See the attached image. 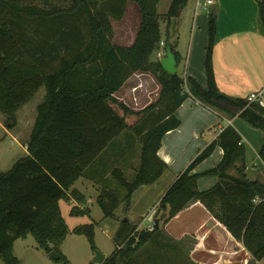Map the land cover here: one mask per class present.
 Returning a JSON list of instances; mask_svg holds the SVG:
<instances>
[{
  "label": "trees",
  "instance_id": "16d2710c",
  "mask_svg": "<svg viewBox=\"0 0 264 264\" xmlns=\"http://www.w3.org/2000/svg\"><path fill=\"white\" fill-rule=\"evenodd\" d=\"M67 1V6L60 8L46 0H0V114L5 123L13 128L18 111L43 90L25 144L26 154L0 173V259L4 264H19L13 245L28 236L45 254H59V261H65L58 248L70 232L84 235L95 249L93 224L68 230L59 202L83 203V196L72 186L128 128L126 116H144L142 125L132 130L138 137L139 166L131 182L118 169L111 171L125 194L122 199L114 192L99 194L97 205L104 219L115 220L120 204L125 211L136 189L152 185L161 176L166 166L156 152L162 137L179 126L174 113L186 99L220 117L238 118L264 136V109L225 96L216 86L212 64L216 10L207 14L203 89L189 77L164 72L157 58L158 52L164 54L169 47L178 66L176 37L170 41L167 32L162 37L160 20H165L168 28L189 0H171L162 17L156 12L159 0ZM126 2L136 6L139 24L131 45L122 47L112 43L109 13L121 15ZM256 5L258 31L264 37V0H256ZM76 19L81 20L82 28L74 26ZM25 21L27 26L22 24ZM28 26L33 27V36L27 35ZM145 73L153 75L160 92L154 104L134 113L115 95L132 76ZM215 147L223 152L219 164L191 174ZM244 154L236 131L224 128L175 178L158 202L153 221L165 226L189 204L199 203L249 253L248 264L260 262L264 259V184L244 176ZM258 156L264 164V145ZM237 163L242 165L235 168ZM232 169L236 177L228 175ZM209 176L218 182L198 191L197 181ZM221 180L226 184H220ZM86 214L75 205L69 212L70 216ZM157 231L154 225L152 231L136 232L123 218L112 240L115 250L103 264L151 263L150 258L159 254H144L147 263L136 261L135 255L153 241ZM154 247L168 246L156 241Z\"/></svg>",
  "mask_w": 264,
  "mask_h": 264
},
{
  "label": "crops",
  "instance_id": "0c3cea01",
  "mask_svg": "<svg viewBox=\"0 0 264 264\" xmlns=\"http://www.w3.org/2000/svg\"><path fill=\"white\" fill-rule=\"evenodd\" d=\"M197 1L203 6L202 9L195 10ZM207 1H211L212 4L206 5ZM189 2L190 0L182 10L181 18ZM192 3L188 12L192 14V23L186 61H184L182 69L183 77H189L195 80L201 88H206L203 58L206 45L207 14L211 10H216L217 23L212 64L219 92L230 98L245 100L249 94L263 88L264 37L258 31L256 0H192ZM176 41V51L179 55V62H181L183 57L179 51L178 37H176ZM178 67L179 64L176 67V74ZM39 97L34 104V113L36 104L43 99V93H40ZM174 116L179 121V126L162 137L160 147L156 152V157L166 166L163 173L152 185L136 189L132 193L130 203L125 211L124 204H120L114 212L115 220L103 218L97 205V198L101 192L106 191L114 192L122 199L125 191L112 178L111 171L118 169L127 182L133 180L139 166V149L137 148L136 153L132 151L136 146L133 144V140L138 137H128L127 135L121 137L120 146L122 148L119 150L110 148L106 152L107 147L86 169L85 175L72 186L83 196L84 201L82 204H76L72 200L68 203L86 211L87 219H96L99 228L112 240L119 228V217H123L130 223H142L144 220L149 223L150 219L155 218L158 202L175 178L227 126L236 131L240 137V143L244 147V176L246 177L247 173H252L255 181L264 184V164L258 156L259 150L264 145L263 134L253 132L251 127H247L238 118L230 120L220 117L203 108L191 98L186 99L177 108ZM33 123L30 125L29 133ZM109 147L111 146L109 145ZM222 155V150L215 147L209 157L196 166L191 174H199L214 168L221 161ZM249 160L254 163L252 167L250 163H247ZM258 161L262 164L261 168L255 164ZM241 165L242 163H237L235 168H239ZM228 175L236 177L235 169L229 170ZM217 182L216 177H203L197 181V189L200 192L208 190ZM96 208L98 210H95ZM183 212L189 213L192 217L197 213L202 216V221L198 223V227L193 233L188 232L180 235V240L185 239L186 236H192V240L195 241L194 245H189L187 251L191 263L247 264L249 253L246 250L243 252L242 245L236 242L199 203L189 204L179 214ZM259 264H264V259Z\"/></svg>",
  "mask_w": 264,
  "mask_h": 264
},
{
  "label": "rangeland",
  "instance_id": "374dc122",
  "mask_svg": "<svg viewBox=\"0 0 264 264\" xmlns=\"http://www.w3.org/2000/svg\"><path fill=\"white\" fill-rule=\"evenodd\" d=\"M46 2L49 5L57 6L60 8H64L68 4L67 0H46ZM170 2L171 0H159L156 6V12L160 17L164 16V14L167 12ZM192 4V0H190L189 4L187 5V9L184 12V15H182L183 19L181 18L180 14L178 18L181 19L177 18L171 20L168 28L166 27L165 20H160V30L163 38L166 32L170 37V41H173L175 37H178L179 51L183 58L182 61L179 62L177 75L181 78H183L182 69L184 67V61H186L188 42L191 31L192 14H189L188 12L192 7ZM37 5L40 4L38 3ZM109 17L113 28V44L118 46L119 44H121L120 46L124 47H126V45L130 46V43H132L134 39L139 24L136 6H134L133 4L131 5L130 2L129 4L128 2H126L124 3L121 15H116L111 12L109 13ZM22 24L24 26H27L28 22L25 21L22 22ZM74 26H76V28H82L81 20L76 19ZM26 33L27 35L29 34V36H33V27L28 26L26 28ZM159 92L160 86L158 85L153 75H151L150 73L136 74L128 80L124 89L121 90L116 95V97L118 102L126 106L132 112L137 113L147 108L149 105L154 104L158 99ZM40 93H43V90H40V92H38L34 99H32L28 104L25 105L24 108H22L17 113L16 125L13 128L11 127V124L5 123L6 118L0 114V173L9 170L18 159L26 154L25 144L30 134V125L33 123L35 118L34 104L38 101V98H40ZM40 103L41 101L38 102L36 106ZM114 110L119 116L123 115V113L116 106L114 107ZM143 119L144 116L140 115L126 116L125 121L128 128L121 133V136H119L110 144L111 147L108 146L106 152L110 148L111 150L121 149V137H124L126 135L128 137L134 136V132L132 131L133 128L140 127L143 123ZM240 121L243 122L242 120ZM251 130H253V132H258V134H262L260 131H255L254 129ZM133 144L136 145L132 150L133 152H135L137 148L139 149L138 138H134ZM247 163H250L251 167L254 165V163H251V160H249V162ZM255 164L259 168L262 167V164L259 161ZM253 176L254 174L247 173L246 179L249 181H255ZM72 206L74 205H71L63 200L59 202V211L61 218L64 220L68 230L70 231L73 228L93 224V241L95 249L93 250L90 248V245L84 235H78L70 232L58 248V251L64 257L65 261L51 260L48 257V254H45L42 250L38 249L34 240L30 236H28L25 240H17L13 245V255L18 260L19 264H93L92 259L95 251L105 255L106 259L111 256V254L115 250V245L113 244L111 237H109L99 228V224L96 222V219L93 218L94 221L92 218V220L87 219L85 215L70 216L69 212ZM95 210L98 209L96 208ZM157 213L158 211L156 210L155 215H157ZM119 218V220L121 221V218L123 217ZM200 221H202V216L200 214L197 213L196 216L194 215V217H192L189 213L183 212L179 214L178 217L173 218L167 227L163 226V223L160 222L158 225L159 231L155 233L153 241L150 242L149 245H145L139 252L136 253V261H144L147 263V259H145L144 254L150 252L153 254H159L156 257L150 258V262L152 264H190L189 262L191 261L188 258L187 251L189 250V245H194L195 241L192 240V236H186L185 239L180 240V235L182 233L188 232L193 233L197 229L198 223ZM130 225L135 228L136 232L149 231L150 227L149 223H147L146 220H144L142 223H130ZM154 241L160 242L162 245L166 244L168 247L156 248L154 247ZM173 248H175V250ZM244 251L245 249L243 250V252ZM0 264H4L1 259Z\"/></svg>",
  "mask_w": 264,
  "mask_h": 264
},
{
  "label": "water",
  "instance_id": "95a60500",
  "mask_svg": "<svg viewBox=\"0 0 264 264\" xmlns=\"http://www.w3.org/2000/svg\"><path fill=\"white\" fill-rule=\"evenodd\" d=\"M160 65H161V68L164 72L168 73V74H171V75H174L176 74V61L174 59V55L171 53L170 51V48L169 47H166L165 48V53H164V57L162 59H160ZM220 184L222 185H225L226 182L224 181H219ZM154 225L155 227L158 229V222H154ZM48 257L51 259V260H59L60 256L59 254H57L56 252L54 251H51L49 254H48ZM106 257L105 255L103 254H100L98 253L97 251L94 252V256H93V259H92V263L93 264H103L104 261H105Z\"/></svg>",
  "mask_w": 264,
  "mask_h": 264
},
{
  "label": "built area",
  "instance_id": "2783aa9c",
  "mask_svg": "<svg viewBox=\"0 0 264 264\" xmlns=\"http://www.w3.org/2000/svg\"><path fill=\"white\" fill-rule=\"evenodd\" d=\"M211 4H212L211 1L206 2V5H211ZM202 8L203 6H201V4L197 1L195 5V10L202 9ZM160 47H162V43L160 44ZM163 57H164V54L162 51L157 53V58L161 59ZM245 100L248 104H255L258 107L264 109V87L249 94ZM149 225H150L149 231H152L153 226H154V222L152 221V219L149 220ZM249 260H250V256L247 257V260H246L247 264ZM254 264H259V262H255Z\"/></svg>",
  "mask_w": 264,
  "mask_h": 264
}]
</instances>
